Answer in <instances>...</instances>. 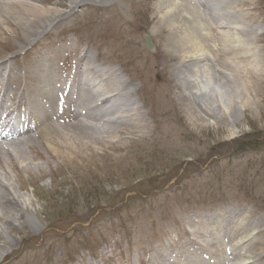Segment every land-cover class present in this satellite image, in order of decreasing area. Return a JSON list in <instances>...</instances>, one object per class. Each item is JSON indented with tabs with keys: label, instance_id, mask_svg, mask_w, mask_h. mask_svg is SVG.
Listing matches in <instances>:
<instances>
[{
	"label": "rangeland",
	"instance_id": "1",
	"mask_svg": "<svg viewBox=\"0 0 264 264\" xmlns=\"http://www.w3.org/2000/svg\"><path fill=\"white\" fill-rule=\"evenodd\" d=\"M26 1L51 11L22 25L3 17L0 58L18 65L8 55L21 45L38 56L69 40L73 53L87 51L116 73L119 96L107 102L110 114L51 116L57 157L46 159L48 140L35 134L15 149L24 161L0 150V172L28 199L21 209L7 205L17 215L0 229V264H151L209 229L226 206L257 225L249 248L264 257V0ZM177 2L221 27L202 37L201 50L178 41ZM195 52L210 76L200 75L203 91L191 82ZM64 56L60 74L76 59ZM124 106L128 116L112 114ZM87 130L111 136L87 140ZM254 137L258 147L236 153Z\"/></svg>",
	"mask_w": 264,
	"mask_h": 264
},
{
	"label": "bare ground",
	"instance_id": "2",
	"mask_svg": "<svg viewBox=\"0 0 264 264\" xmlns=\"http://www.w3.org/2000/svg\"><path fill=\"white\" fill-rule=\"evenodd\" d=\"M174 0L172 1V3ZM175 4V3H173ZM177 8L180 11L179 15L177 13V20L172 21L174 24V27L177 30V34H179L180 37H178V41L182 42L184 45V48L189 47L191 49L201 50V39L202 37H207L210 36V31L211 29L217 30L218 27L221 28L218 25H212L209 26L201 17L199 14L196 12H191L187 10V8H184L182 2H177ZM48 11L50 12L51 10H36L30 8L28 5L27 1H21V0H10L9 2L7 1H0V23L2 22L1 19H5L11 17L14 18L15 20H18L21 25L25 21H31V19L37 16H45L47 15ZM57 10H54L51 12L52 14H56V16L59 14L57 13ZM5 17V18H3ZM25 18V19H24ZM184 19L190 20V23L187 24V22L183 21ZM48 24V22H47ZM46 24V25H47ZM46 26H43L42 29H44ZM223 27V25H222ZM224 27H226L224 25ZM232 28H235V26H232ZM38 30V29H37ZM41 31V30H39ZM38 31V32H39ZM37 32V31H36ZM35 32V33H36ZM224 35L230 36L232 31L229 29L223 31ZM181 34V35H180ZM235 37V36H233ZM27 38V37H26ZM33 38V37H32ZM28 41L30 42L31 39ZM28 39V38H27ZM239 36H236V42H238ZM251 41V40H250ZM188 48V49H189ZM183 50V49H182ZM180 51L183 52V51ZM84 53V52H82ZM195 56V57H193ZM191 56L192 58H196V63L198 64L195 68L193 73V80L191 81L193 83L194 89H199L200 91L204 90V84H202L203 81L200 80V75L203 77H206L208 83L210 81V76L206 75V69L204 67V63H201L202 59H199V56H196V52L194 55ZM86 55L84 54H79L78 58L75 60V64L72 65V68L74 67V74L69 76L66 74L65 76H59L57 72H54L53 70L50 69L49 64H54L51 63V60L49 58H43L41 60H36L35 64V70L37 73V77L33 81V86L32 87H22L19 89V84H18V70L11 69L4 65L0 61V80L3 81V84L0 86V150L2 149L5 151V153L8 156H14V158L18 161H24L23 155L20 154V152H16L15 149L17 146L24 147L29 144V139L34 137V134L37 139H42L43 141H47L46 145V151L49 152V156H46V159L50 160L54 157H57V153L59 152L57 149H55V143H54V138H55V132L52 127H50L48 124L46 126V135H43L44 130L40 129L36 123H45V117L44 110L46 109L45 106H47L49 103L52 104L55 102V106H59L57 104L58 97L54 100L51 101L52 97L51 94L56 87L62 86L60 89L62 92V96L64 97V91L70 87L76 88L79 90V92H76L74 89V92L78 93V98L79 102H81V106L85 105L87 102L86 98L87 97L89 100L92 101V104L95 107L107 105V102L102 101L103 97L105 96L108 92V96H112L113 98H116L118 95L117 92V87H115L113 90L111 86L107 89L106 91V82L102 78H99L96 76L95 72H99V70L94 69V65L89 63V59H86ZM50 62V63H49ZM200 64V65H199ZM87 69H90L91 73L96 76V78H99L102 81V84L99 81H96L95 84V92L93 91L94 85L90 83L89 78L84 75L87 72ZM26 73L30 74L27 71ZM51 72V73H49ZM24 72H22L23 74ZM100 73V72H99ZM112 73V71L104 70V75L109 76V74ZM198 73H200L198 75ZM52 75L54 78L53 82L49 85L48 84V76ZM27 76V74H24V78ZM31 76V75H30ZM34 76V75H33ZM35 77V76H34ZM104 77V76H103ZM47 78V79H46ZM105 78V77H104ZM121 83H124V81L121 79ZM45 84L49 85L48 87H45ZM26 85H28V82H26ZM30 85V84H29ZM65 86V87H64ZM120 87V85H119ZM9 88H11L12 93L10 94L8 92ZM121 88V87H120ZM65 89V90H64ZM67 94L68 92L71 94L72 90H66ZM95 93L99 96V98L96 99ZM12 94H18V98L20 99H25L27 101V111L31 112L35 115H33V123L35 124L34 129L26 125V128L24 129L23 127H19L16 131L12 132L10 130L13 127L14 119L16 112L13 110V108L10 105L2 104L1 99H6ZM116 94V96L114 95ZM220 95L223 97L221 99L220 105L221 107H227V94L225 91L220 89ZM71 98V97H70ZM44 100L45 105L44 107L41 106L37 101ZM69 99V98H68ZM235 102L239 103L240 97L238 95H235L234 97ZM224 100V101H223ZM223 101V102H222ZM73 104V103H72ZM75 104V102H74ZM76 105V104H75ZM63 109V106H60ZM38 109L41 111L42 109V116L41 118H38L37 115H39ZM19 116L24 115L26 116L25 118L28 117V114H25L22 111H19L18 113ZM17 116L18 118H21ZM32 119V117L30 118ZM17 122V121H16ZM19 123V122H18ZM22 126H24V122H21ZM28 128V129H27ZM90 131V132H89ZM33 133V134H32ZM85 134L87 136H84V139H107L108 137L111 136L110 133H104L102 131H95V130H87L85 131ZM87 139V140H88ZM22 157V158H21ZM13 182V181H12ZM11 182V178L7 176V172H0V229H7V226L9 223H13L14 221L16 222V212L14 210H11L7 207L9 206H15L19 209L23 208L25 203L27 202L28 204V199L17 193L14 190L13 183ZM8 200V201H7ZM229 211H223L221 214H219L218 218L216 219L217 221H214V225H211L206 231H202L201 233H196L197 235L195 237H191L192 239H187L184 241L182 244V247L178 246L177 253L174 254L172 253L171 259L177 262L179 258H183L182 253L184 250H190L192 246L198 245V243L201 245L206 244V246H215V253L214 255V264H264V257L258 258V261L254 259L253 253L250 251V244L252 245V239L253 235L250 233V230L256 229L257 225L254 222H246L245 220H239L237 218V223L238 225H234V216L239 213V209L236 210H231L227 209ZM4 211V212H3ZM9 211V214H12L13 216L11 218L5 217L6 212ZM15 218V219H14ZM13 221V222H12ZM21 224H19L20 226ZM239 232H244L246 233L245 235H241L240 239L237 241L233 240L239 236ZM213 234H219V237L217 239H213L212 235ZM202 237L201 240H198ZM198 238V239H197ZM209 238V241L207 243L205 242V239ZM198 240V241H197ZM252 242V243H251ZM232 243L233 248L226 249V251L223 249V246L225 244ZM218 248L216 247V245ZM224 244V245H222ZM254 245V244H253ZM190 252V251H189ZM226 253V254H225ZM226 255L223 257V255ZM197 255L196 252L190 257L186 259H182L180 264H194L191 262V260L194 259V257ZM203 256L202 259H196L195 258V264H211L213 260H211L208 255L201 254ZM213 257V256H212ZM204 258L208 259L205 260ZM159 259H163L162 261L158 262L156 258L150 259L151 264H167L166 262V256H160ZM173 261V262H174ZM210 261V262H209ZM213 261V262H214Z\"/></svg>",
	"mask_w": 264,
	"mask_h": 264
},
{
	"label": "trees",
	"instance_id": "3",
	"mask_svg": "<svg viewBox=\"0 0 264 264\" xmlns=\"http://www.w3.org/2000/svg\"><path fill=\"white\" fill-rule=\"evenodd\" d=\"M255 133H256V132H255ZM256 139H258V138L254 137V138L248 140V141H250V142H248V141H243V143L240 142V143L236 146V153H237V154H240V153H244V151H247V149H246V146H247V145H250L253 149H255L256 147H258V145H259L260 143L258 144L259 141H257ZM253 141H254V143H253Z\"/></svg>",
	"mask_w": 264,
	"mask_h": 264
}]
</instances>
